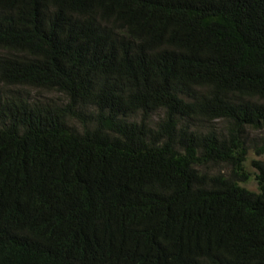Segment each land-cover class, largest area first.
Returning <instances> with one entry per match:
<instances>
[{
    "label": "trees",
    "instance_id": "obj_1",
    "mask_svg": "<svg viewBox=\"0 0 264 264\" xmlns=\"http://www.w3.org/2000/svg\"><path fill=\"white\" fill-rule=\"evenodd\" d=\"M251 128L264 0H0V264H264Z\"/></svg>",
    "mask_w": 264,
    "mask_h": 264
},
{
    "label": "rangeland",
    "instance_id": "obj_2",
    "mask_svg": "<svg viewBox=\"0 0 264 264\" xmlns=\"http://www.w3.org/2000/svg\"><path fill=\"white\" fill-rule=\"evenodd\" d=\"M30 93V94H29ZM36 94L38 98H36ZM28 96L36 99H41V100H46L49 98L55 99V100H64V96L59 95V93H42L40 91L35 92L33 90L28 91ZM61 97V98H60ZM212 126H214L215 130L218 132H225V126L226 122L225 121H216L212 123ZM244 136L243 139L246 141V144L249 148L247 158L243 161L244 165V171L249 174L248 178L245 180H238V182L245 188L249 189L250 191L259 192V184L257 180V170L254 165V161L256 160H262L264 159V155H257L255 152V147L257 144H259L264 138V129H244L243 131ZM215 167H209L205 171L210 173V174H215V173H221L226 177H235L233 172H231V169L227 167L224 164H216L214 165ZM201 169V168H200ZM204 170V169H202Z\"/></svg>",
    "mask_w": 264,
    "mask_h": 264
}]
</instances>
